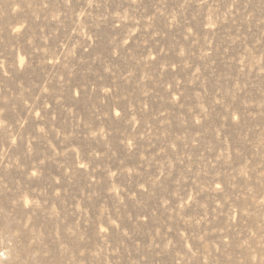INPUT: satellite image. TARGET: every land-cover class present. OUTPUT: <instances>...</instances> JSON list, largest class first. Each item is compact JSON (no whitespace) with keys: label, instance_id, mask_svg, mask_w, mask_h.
I'll use <instances>...</instances> for the list:
<instances>
[{"label":"rangeland","instance_id":"obj_1","mask_svg":"<svg viewBox=\"0 0 264 264\" xmlns=\"http://www.w3.org/2000/svg\"><path fill=\"white\" fill-rule=\"evenodd\" d=\"M0 124V264H264V0H0Z\"/></svg>","mask_w":264,"mask_h":264},{"label":"snow or ice","instance_id":"obj_2","mask_svg":"<svg viewBox=\"0 0 264 264\" xmlns=\"http://www.w3.org/2000/svg\"><path fill=\"white\" fill-rule=\"evenodd\" d=\"M77 94H79V93H77ZM116 115L117 116H119L120 115V113L119 112H116ZM236 119H239V117H236ZM0 126H3L2 124H0ZM81 167H83V165H81Z\"/></svg>","mask_w":264,"mask_h":264}]
</instances>
